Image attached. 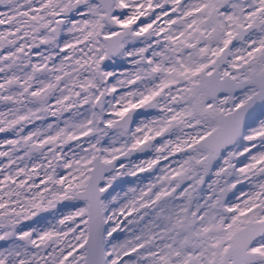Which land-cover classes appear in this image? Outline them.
<instances>
[{
	"label": "snow or ice",
	"instance_id": "6c2138e0",
	"mask_svg": "<svg viewBox=\"0 0 264 264\" xmlns=\"http://www.w3.org/2000/svg\"><path fill=\"white\" fill-rule=\"evenodd\" d=\"M0 264H264V0H0Z\"/></svg>",
	"mask_w": 264,
	"mask_h": 264
}]
</instances>
